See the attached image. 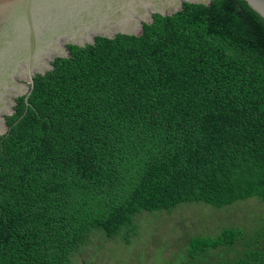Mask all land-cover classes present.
Wrapping results in <instances>:
<instances>
[{"label":"trees","instance_id":"trees-1","mask_svg":"<svg viewBox=\"0 0 264 264\" xmlns=\"http://www.w3.org/2000/svg\"><path fill=\"white\" fill-rule=\"evenodd\" d=\"M66 48L5 117L0 264H76L95 234L128 244L143 212L264 204V19L244 1L185 3L138 37ZM178 209L159 216L183 230L157 247L171 244L165 262L264 264V222L208 235Z\"/></svg>","mask_w":264,"mask_h":264},{"label":"water","instance_id":"water-1","mask_svg":"<svg viewBox=\"0 0 264 264\" xmlns=\"http://www.w3.org/2000/svg\"><path fill=\"white\" fill-rule=\"evenodd\" d=\"M213 0H0V135L16 98L27 100L36 75L67 58V45H93L98 37L140 36L153 15L171 16L183 5ZM264 19V0H242Z\"/></svg>","mask_w":264,"mask_h":264},{"label":"rangeland","instance_id":"rangeland-1","mask_svg":"<svg viewBox=\"0 0 264 264\" xmlns=\"http://www.w3.org/2000/svg\"><path fill=\"white\" fill-rule=\"evenodd\" d=\"M189 206H194V208H190ZM176 209H178L176 211L178 221H181L180 224L185 228L184 230L190 231L197 229L198 226L200 228L206 226L204 234L208 235H212L224 227L234 228L243 225H251L250 228H254L264 222V204L255 199H249L220 210H214L211 206L202 203H184L171 212L153 211L138 214L134 218V223L138 225L136 221L139 217V227L135 235L130 236L128 244L125 240L127 236L125 231L115 237L123 242L124 245H122L121 242H114L112 239L106 240L99 234L93 235V239H90L87 244L75 254L73 261L76 264H181L183 253L181 252L176 256L174 250H170L171 254L168 253V255H166L170 256L171 261H173V253L175 255L174 261L172 263L164 261L162 251L165 246H171V244H163L155 255L157 247L163 243L165 238H173L170 243L175 241L174 243L176 246L181 245L182 240H177V237L183 230L179 231L176 229L174 233L172 228H170L171 223L167 216H163L159 220L161 214L169 215ZM172 216L173 215L170 216L171 219L174 218V216ZM252 219H255V223H251ZM258 221L259 223H257ZM246 228L250 229L248 227ZM144 233H148V235H144L133 244L131 238H138L140 234ZM144 250L148 252V255L142 256ZM216 252L217 251H215L214 254Z\"/></svg>","mask_w":264,"mask_h":264},{"label":"flooded vegetation","instance_id":"flooded-vegetation-1","mask_svg":"<svg viewBox=\"0 0 264 264\" xmlns=\"http://www.w3.org/2000/svg\"><path fill=\"white\" fill-rule=\"evenodd\" d=\"M6 121V120H5Z\"/></svg>","mask_w":264,"mask_h":264}]
</instances>
